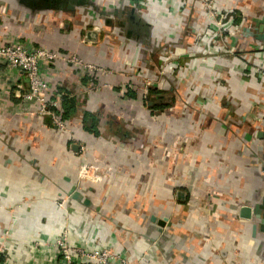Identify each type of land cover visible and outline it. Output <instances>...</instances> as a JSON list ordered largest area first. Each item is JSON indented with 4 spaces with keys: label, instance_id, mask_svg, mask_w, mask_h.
<instances>
[{
    "label": "crops",
    "instance_id": "0c3cea01",
    "mask_svg": "<svg viewBox=\"0 0 264 264\" xmlns=\"http://www.w3.org/2000/svg\"><path fill=\"white\" fill-rule=\"evenodd\" d=\"M41 1L0 0V42L74 53L115 73L91 93L80 73L48 65L44 96L74 101L70 134L24 111L26 74L0 63L4 264H58L52 243L63 231L71 246L111 247L131 264H264L262 220L240 216L264 195L255 72L264 44L243 34L264 17V0H217L225 20L214 37L201 0H91L97 11L74 13ZM141 77L158 83L146 96L165 97L143 102L135 90L122 101L112 89ZM78 143L99 184L78 182ZM73 188L82 201L68 197Z\"/></svg>",
    "mask_w": 264,
    "mask_h": 264
},
{
    "label": "built area",
    "instance_id": "2783aa9c",
    "mask_svg": "<svg viewBox=\"0 0 264 264\" xmlns=\"http://www.w3.org/2000/svg\"><path fill=\"white\" fill-rule=\"evenodd\" d=\"M206 15L207 24L212 28L211 37L222 32L224 27L225 14L217 7V0H201ZM252 24V23H251ZM101 31L102 27H96ZM210 28V29H211ZM259 46L258 43H256ZM231 45V41H228ZM228 53L232 54L233 48L229 47ZM0 63L11 69L24 72L28 81V91L22 96L23 109L26 113L37 117L48 119L49 125L57 131L69 132L67 120L62 118V99H48L44 92L48 89V65L60 63L80 73L89 81L88 91L94 93L102 84L103 79L114 74L115 71L104 68L101 65L83 61L74 53H61L50 51L44 48L31 47L18 40L5 39L0 42ZM170 69V67H168ZM255 72L261 81H264V57L261 64L255 67ZM121 80L112 85L122 101H128L131 92L139 91L140 99H146L148 90L153 87L156 81L141 77ZM76 156L81 161L78 164V182L99 184L102 180L96 165L84 160L85 145H76ZM67 198L57 201L59 207L63 208ZM55 252V261L58 264H131L126 257L111 247L87 250L68 243V233H63L52 243ZM4 245L0 243V264H4Z\"/></svg>",
    "mask_w": 264,
    "mask_h": 264
},
{
    "label": "water",
    "instance_id": "95a60500",
    "mask_svg": "<svg viewBox=\"0 0 264 264\" xmlns=\"http://www.w3.org/2000/svg\"><path fill=\"white\" fill-rule=\"evenodd\" d=\"M41 2H44L47 4L51 3V4H53L52 6L54 8L62 9V10L66 9L70 13H74L75 9L80 8V7H91L93 11H97L95 3H93L91 0H42ZM99 14L101 16H103L104 18H106V14H109V16L117 17L119 13H118V11H114L111 13L102 12ZM129 15H130V17H129L130 21L133 22L135 20L134 11L131 10ZM108 22H110V24ZM253 22L255 24V28L252 31H249L250 30L249 28L248 29L245 28L243 31V34L245 36H248V37L249 36L254 37L256 39V43L263 45L264 44V17H262L261 19H254ZM92 24H93V22H92ZM105 24L109 26V25H111V21H107V19H106ZM119 25H120L119 26L120 28H125V23L122 22ZM97 33L98 32H95L93 30L87 31L86 32V39L91 38L92 41H95L97 38L96 36L98 35ZM130 36H131L130 31L127 30L126 37L130 38ZM164 97H165L164 95H155L153 97L147 96L146 100L149 101L150 99L151 100L163 99ZM148 104H150V102H148ZM67 195L69 198H71L73 200L82 201L81 195L78 192H76L74 188L72 190H70ZM177 196L180 197L182 195L179 192L177 194ZM84 204L87 205L88 201L87 200L84 201ZM251 214L257 215V216H259V218H261L262 223L260 224V229L262 231H264V195H263L261 201L254 205L253 209L243 208L240 211V216H242L243 218H246V219L250 218ZM158 226L160 228L163 227V221L158 222ZM254 229H255V227H254Z\"/></svg>",
    "mask_w": 264,
    "mask_h": 264
},
{
    "label": "trees",
    "instance_id": "16d2710c",
    "mask_svg": "<svg viewBox=\"0 0 264 264\" xmlns=\"http://www.w3.org/2000/svg\"><path fill=\"white\" fill-rule=\"evenodd\" d=\"M150 93H152V91ZM130 96L133 97L134 94L133 93H130ZM61 107H62V118H63V120H68V119L72 118L71 116L73 115V112H74V101H73V99H69L65 95L63 97V99H62V105H61ZM48 124H49V122H48Z\"/></svg>",
    "mask_w": 264,
    "mask_h": 264
},
{
    "label": "rangeland",
    "instance_id": "374dc122",
    "mask_svg": "<svg viewBox=\"0 0 264 264\" xmlns=\"http://www.w3.org/2000/svg\"><path fill=\"white\" fill-rule=\"evenodd\" d=\"M143 101V100H142ZM144 102V101H143Z\"/></svg>",
    "mask_w": 264,
    "mask_h": 264
}]
</instances>
